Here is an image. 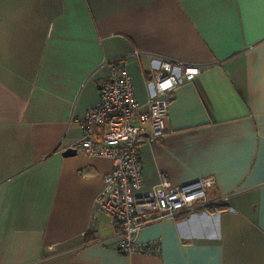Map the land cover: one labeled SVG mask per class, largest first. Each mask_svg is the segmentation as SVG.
I'll return each mask as SVG.
<instances>
[{"label": "crops", "instance_id": "crops-1", "mask_svg": "<svg viewBox=\"0 0 264 264\" xmlns=\"http://www.w3.org/2000/svg\"><path fill=\"white\" fill-rule=\"evenodd\" d=\"M117 57L143 109L151 65L200 68L139 140L137 194L214 181L132 255L104 214L89 228L111 159L62 155ZM0 264H264V0H0Z\"/></svg>", "mask_w": 264, "mask_h": 264}, {"label": "built area", "instance_id": "built-area-1", "mask_svg": "<svg viewBox=\"0 0 264 264\" xmlns=\"http://www.w3.org/2000/svg\"><path fill=\"white\" fill-rule=\"evenodd\" d=\"M122 62V58L117 57L105 63L108 75L98 84V102L84 112L79 124L81 136L71 148L89 156L111 159V170L104 176L102 189L93 201L89 228H95V213L104 214L112 234L118 239V252L132 255L157 249L153 242L136 241L142 227L163 219H174L211 203L205 193L214 181L212 177H206L174 186L160 174L154 186L137 194L142 185L139 140L144 138L153 142L162 136L166 109L174 90L193 80L200 68L179 66L166 59L151 65L146 80L149 97L143 109L134 99L132 81ZM142 125L147 129L144 130Z\"/></svg>", "mask_w": 264, "mask_h": 264}, {"label": "water", "instance_id": "water-1", "mask_svg": "<svg viewBox=\"0 0 264 264\" xmlns=\"http://www.w3.org/2000/svg\"><path fill=\"white\" fill-rule=\"evenodd\" d=\"M141 135H144V134H141ZM74 154H75V151L72 148H67V149L63 150V152H62V155H64V156H70V155H74Z\"/></svg>", "mask_w": 264, "mask_h": 264}]
</instances>
